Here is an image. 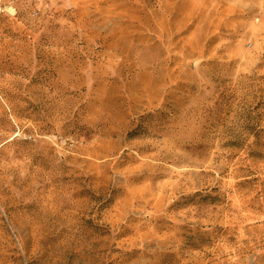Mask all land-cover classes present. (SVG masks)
Returning <instances> with one entry per match:
<instances>
[{"label": "rangeland", "instance_id": "obj_1", "mask_svg": "<svg viewBox=\"0 0 264 264\" xmlns=\"http://www.w3.org/2000/svg\"><path fill=\"white\" fill-rule=\"evenodd\" d=\"M0 264H264V0H0Z\"/></svg>", "mask_w": 264, "mask_h": 264}]
</instances>
